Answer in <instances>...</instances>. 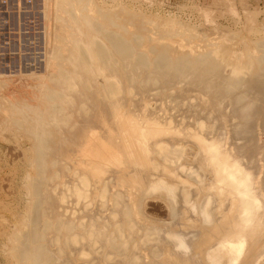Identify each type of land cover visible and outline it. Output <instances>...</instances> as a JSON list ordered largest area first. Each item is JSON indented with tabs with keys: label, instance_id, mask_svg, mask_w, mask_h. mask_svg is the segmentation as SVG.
I'll return each mask as SVG.
<instances>
[{
	"label": "bare ground",
	"instance_id": "1",
	"mask_svg": "<svg viewBox=\"0 0 264 264\" xmlns=\"http://www.w3.org/2000/svg\"><path fill=\"white\" fill-rule=\"evenodd\" d=\"M43 1L37 104L2 111L33 140L17 264H264V39Z\"/></svg>",
	"mask_w": 264,
	"mask_h": 264
},
{
	"label": "rangeland",
	"instance_id": "2",
	"mask_svg": "<svg viewBox=\"0 0 264 264\" xmlns=\"http://www.w3.org/2000/svg\"><path fill=\"white\" fill-rule=\"evenodd\" d=\"M98 1L106 7L125 6L146 20L151 19L150 16L173 20L195 29V33L206 36L205 39L214 36L212 32L225 31L234 39L238 56L249 40L264 39V0ZM44 13L43 0H0V55L7 57L0 61V264H17L10 249V236L31 209L28 176L35 173L31 135L13 125L11 120H4L3 112L9 108L14 118L21 119L23 109L18 108H23L25 100L37 104L34 97L39 94L40 76L48 69L47 65L44 68L49 48ZM33 42L37 48H31ZM148 211L161 217L158 210Z\"/></svg>",
	"mask_w": 264,
	"mask_h": 264
},
{
	"label": "built area",
	"instance_id": "3",
	"mask_svg": "<svg viewBox=\"0 0 264 264\" xmlns=\"http://www.w3.org/2000/svg\"><path fill=\"white\" fill-rule=\"evenodd\" d=\"M1 13H2V11H1ZM32 45H33V46H32L31 48H35V47L37 48V47H38L37 44H36V42H33ZM1 48H2V47H1ZM1 60H7V57H4V55H0V61H1ZM9 67H10V66H9Z\"/></svg>",
	"mask_w": 264,
	"mask_h": 264
}]
</instances>
